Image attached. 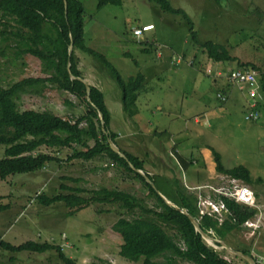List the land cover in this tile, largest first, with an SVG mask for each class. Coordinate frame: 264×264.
<instances>
[{"label": "rangeland", "instance_id": "1", "mask_svg": "<svg viewBox=\"0 0 264 264\" xmlns=\"http://www.w3.org/2000/svg\"><path fill=\"white\" fill-rule=\"evenodd\" d=\"M169 1L174 9L184 11L192 20L199 42L224 46L238 61L257 65L264 76V0ZM82 3L86 47L104 57L125 82L139 73L145 77L135 103L137 114L130 118L123 112L121 90L110 71L95 57L75 51L83 80L104 95L111 114L110 130L117 136L115 148L139 157L150 174L176 178L197 200L209 195L208 200L223 202L226 197H220L214 190L224 189V183L232 182L231 177L216 172L214 152L220 155L225 169L241 165L253 179L261 177L260 184L249 186L236 179L234 186L237 194L242 190L251 193L252 198L245 206L258 210L251 220L254 226L249 227L247 221L241 230L231 232L224 240H215L218 245L211 238L206 241L234 264H246L247 256H242L238 249H250L257 257L254 262L248 257L247 264L263 262L264 92L255 89V96H259V120L246 121L244 116H249L246 110L251 101L247 87L230 88L216 77L218 70L223 76L236 63L217 65L210 61L204 49L192 41L181 15L162 12L147 0H122L120 6L100 10L95 0ZM253 8L255 12L251 11ZM1 24L16 33L22 29L11 19L2 20ZM147 24L153 29L135 37L134 30ZM14 48L0 56L1 87L9 88L25 78L44 77L37 59ZM173 58L180 62H172ZM222 88L229 95L226 102L217 98ZM12 100L19 110H35L63 119L78 117L85 110L74 96L50 85L38 96L15 95ZM3 150L0 146V158ZM174 150L191 162L186 169L176 162ZM38 152L56 156L58 161L35 174L0 180V204L8 205L0 213L2 239L13 246L34 241L60 247L76 264H140L119 254L122 240L112 228L123 216L121 211L112 206L93 205L68 217L62 204L44 207L35 197L39 193L46 196L67 193L62 187L89 191L105 187L145 198L147 192L141 184L102 158L88 162L70 160L71 149L59 152L42 147ZM257 228L260 229L253 233L251 229ZM0 264L65 263L56 250L37 254L0 249Z\"/></svg>", "mask_w": 264, "mask_h": 264}, {"label": "trees", "instance_id": "2", "mask_svg": "<svg viewBox=\"0 0 264 264\" xmlns=\"http://www.w3.org/2000/svg\"><path fill=\"white\" fill-rule=\"evenodd\" d=\"M95 1L97 10L105 6L122 4V0ZM147 1L157 5L162 12L181 15L188 25L192 41L204 49L210 61L217 65L236 63L225 71L223 76L219 70L216 72V77L221 78L223 85L230 88L234 85L238 86L228 76L238 71L249 72L254 73L256 77L257 92H264V76L261 68L250 62L238 61L220 44L211 41L199 42L192 20L184 11L174 9L169 0ZM251 11L255 12L254 8ZM7 19L13 20L22 28L20 33L3 28L2 20ZM83 27L82 0H0V56L6 50L15 47L17 52L26 53L37 59L40 62L41 73L44 75V77L22 79L9 88L0 85V146L4 148L3 157L0 158V180L5 181L15 175L35 174L58 161L56 156L39 153L38 150L42 147L59 152L63 149H71L73 152L69 157L70 160L88 162L97 158L105 159L108 165L121 170L127 178L139 182L147 192L145 198H139L127 191L105 187L91 191L81 187H62V191L67 193L60 192L52 196L39 193L35 197L37 202L44 207L62 204L68 210V217L93 205L112 206L121 211L123 216L116 220L112 229L122 240L120 256L129 262L234 264L223 258L221 252L207 243L189 217L196 221L203 233L214 240V245H218L215 240H224L231 232L241 230L247 221L254 226L251 220L255 219L258 210L225 198L223 202L228 214L220 224L216 219L200 214L197 198L188 193L176 178L169 179L158 174H150L145 171L144 161L139 157L126 151L118 150L117 153L112 150L110 142L115 145L117 136L110 130L111 114L105 104L104 95L98 88L86 84L83 80L78 70L79 59L75 51L95 57L110 71V75L121 90L123 112L130 118L137 114L135 103L145 83V77L139 73L126 82L122 80L119 73L104 57L86 47ZM172 62L179 63L180 60L173 58ZM49 85L74 96L84 105V113L78 117L63 119L35 110H19L12 100L15 95L38 96ZM87 86H89V94ZM247 94L251 98L246 110L249 112V118L246 119L247 116H244V119L251 122L258 121L259 96L252 97L248 92ZM228 96L224 89L222 93L217 94L221 102H226ZM64 102L73 107L70 102L66 100ZM195 122L198 123V119H195ZM173 154L181 168L186 169L191 163L177 150H174ZM214 160L218 173L241 180L249 186L262 182L261 177L253 179L244 166L225 169L220 155L216 152H214ZM7 208L8 205L0 204V213ZM259 229L251 230L255 233ZM0 249L13 253L37 254L56 250L62 262L76 264L63 254L60 247L48 243L27 241L19 246H13L0 236ZM238 251L243 256L251 258L253 262L257 261V257L250 249H238ZM244 262L248 263L247 260Z\"/></svg>", "mask_w": 264, "mask_h": 264}, {"label": "built area", "instance_id": "3", "mask_svg": "<svg viewBox=\"0 0 264 264\" xmlns=\"http://www.w3.org/2000/svg\"><path fill=\"white\" fill-rule=\"evenodd\" d=\"M150 26H143L141 29H136L134 30L133 34L135 37L140 38L142 37L143 33L148 31V28ZM228 77L232 78L238 86L240 85H245L247 87L248 93L254 97L255 96V86H256V77L254 76V73H242L238 71L237 73H231ZM251 115V114H250ZM249 118V116L246 117V119ZM232 182H227L224 183L223 187L224 189H221L218 187L216 190H214L217 195L220 197H226L228 199L234 200L235 202L246 205V202H249L252 198L251 193L246 192V190H242L240 194H237L236 191L234 190V186L236 184L234 178L229 179ZM206 187V186H205ZM246 196L247 199L246 200ZM211 199V196L207 195L206 197L202 196L201 200H197L198 204V209L200 214L208 215L214 219H216L220 224L223 223V221L227 218L228 211L224 205V203L220 200L219 202H215ZM224 214V218L222 219V214ZM249 225L252 226L250 223ZM260 264H264V261L261 262Z\"/></svg>", "mask_w": 264, "mask_h": 264}, {"label": "water", "instance_id": "4", "mask_svg": "<svg viewBox=\"0 0 264 264\" xmlns=\"http://www.w3.org/2000/svg\"><path fill=\"white\" fill-rule=\"evenodd\" d=\"M87 93L89 94V86H87ZM110 146H111L112 150H114L115 152L119 153V151L115 148V146H114L111 142H110ZM165 202H166L167 204L170 205V203H169L168 201L165 200ZM181 212H183V211H181ZM183 213H184V212H183ZM189 218H190L191 222L195 225L196 230L199 231V232L202 234V237H203L205 240H206V239H210L205 233H203V232L199 229L197 223H196L191 217H189ZM242 256H243V255H242ZM244 257H245V256H244ZM247 260L250 261V259H249L248 257H247Z\"/></svg>", "mask_w": 264, "mask_h": 264}, {"label": "clouds", "instance_id": "5", "mask_svg": "<svg viewBox=\"0 0 264 264\" xmlns=\"http://www.w3.org/2000/svg\"><path fill=\"white\" fill-rule=\"evenodd\" d=\"M145 26H150L149 28H148V31H150V30H152L153 29V27H152V25L151 24H149V25H145ZM147 32V31H146Z\"/></svg>", "mask_w": 264, "mask_h": 264}, {"label": "bare ground", "instance_id": "6", "mask_svg": "<svg viewBox=\"0 0 264 264\" xmlns=\"http://www.w3.org/2000/svg\"><path fill=\"white\" fill-rule=\"evenodd\" d=\"M246 200H248V199H247V196H246Z\"/></svg>", "mask_w": 264, "mask_h": 264}, {"label": "crops", "instance_id": "7", "mask_svg": "<svg viewBox=\"0 0 264 264\" xmlns=\"http://www.w3.org/2000/svg\"><path fill=\"white\" fill-rule=\"evenodd\" d=\"M148 25V24H147ZM86 83V82H85ZM87 84V83H86Z\"/></svg>", "mask_w": 264, "mask_h": 264}]
</instances>
